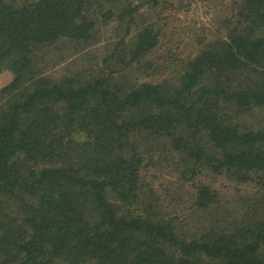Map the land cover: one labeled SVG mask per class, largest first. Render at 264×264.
<instances>
[{
  "label": "trees",
  "instance_id": "trees-1",
  "mask_svg": "<svg viewBox=\"0 0 264 264\" xmlns=\"http://www.w3.org/2000/svg\"><path fill=\"white\" fill-rule=\"evenodd\" d=\"M183 8L0 0V264H264V0L160 51Z\"/></svg>",
  "mask_w": 264,
  "mask_h": 264
},
{
  "label": "rangeland",
  "instance_id": "rangeland-1",
  "mask_svg": "<svg viewBox=\"0 0 264 264\" xmlns=\"http://www.w3.org/2000/svg\"><path fill=\"white\" fill-rule=\"evenodd\" d=\"M176 2V0H174ZM221 1V0H220ZM217 1L215 4L206 2L204 0H182V5L184 8L182 12L177 16V19H170L168 20L166 29V39H163L160 51H170L175 52L182 56H187L189 54H193L195 52V42H192V36L195 33L196 35H200V32L203 29H215L217 26H220L218 20L228 17L229 15V8L233 3V0H223V2ZM176 14L175 11L168 10L164 13V15L174 16ZM163 23V22H162ZM187 30H196L192 32H188ZM111 38L110 29L106 30V38ZM181 43V44H180ZM166 44V45H165ZM163 49V50H162ZM59 68H56L58 70ZM11 79V74L8 72L0 73V88L6 85ZM258 118V117H255ZM263 119V118H261ZM205 177L203 176L201 180ZM148 179H151L155 182L156 188L158 187L157 191L160 194L162 199L165 198L164 195V188H167L170 181L174 180L170 174L166 175L164 172H152L149 174ZM205 183L208 182L207 179L203 180ZM213 187L216 191H219L221 196L224 198V201H230L232 206H236L238 203V199L240 197H245L255 190L251 186H243L229 182L225 178H218L217 181L213 184ZM189 190V195L192 194V190ZM182 193L185 195V190H182ZM188 193V192H187ZM187 195V194H186ZM166 203V202H164ZM182 203V202H181ZM184 210H187L186 206L182 205ZM182 213H177L175 216L176 218L181 217ZM182 219V218H181ZM180 219V220H181ZM184 220H186L184 218Z\"/></svg>",
  "mask_w": 264,
  "mask_h": 264
}]
</instances>
